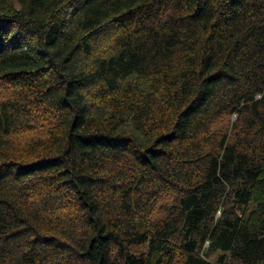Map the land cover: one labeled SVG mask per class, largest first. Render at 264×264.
Instances as JSON below:
<instances>
[{
  "label": "trees",
  "instance_id": "trees-1",
  "mask_svg": "<svg viewBox=\"0 0 264 264\" xmlns=\"http://www.w3.org/2000/svg\"><path fill=\"white\" fill-rule=\"evenodd\" d=\"M226 262L264 264V0H0V264Z\"/></svg>",
  "mask_w": 264,
  "mask_h": 264
},
{
  "label": "rangeland",
  "instance_id": "rangeland-1",
  "mask_svg": "<svg viewBox=\"0 0 264 264\" xmlns=\"http://www.w3.org/2000/svg\"><path fill=\"white\" fill-rule=\"evenodd\" d=\"M235 120L234 115L233 114H229L220 118H216V121L214 122V124L211 126V130L214 132H219L222 133L223 131H226L228 133H232L234 132V136H240L242 135V132L239 130L241 123L238 124V126H236V128H233L231 131H229V124L231 122H233ZM167 196H160L157 198L155 205H154V212L155 214H159L161 213V209L159 207V204H166L167 201ZM145 249V243H143L141 246H136L135 250L138 252H142ZM211 260H215L216 259V255L212 254L210 257ZM224 264H230V263H224Z\"/></svg>",
  "mask_w": 264,
  "mask_h": 264
}]
</instances>
